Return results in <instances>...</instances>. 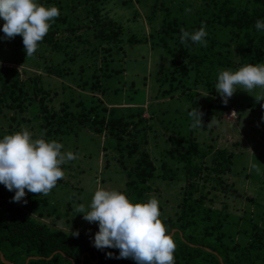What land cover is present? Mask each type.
I'll return each mask as SVG.
<instances>
[{
    "label": "rangeland",
    "instance_id": "rangeland-1",
    "mask_svg": "<svg viewBox=\"0 0 264 264\" xmlns=\"http://www.w3.org/2000/svg\"><path fill=\"white\" fill-rule=\"evenodd\" d=\"M37 2L58 8L59 15L48 29L57 46H53V41L39 42L35 52L25 57L19 35L0 38V65L16 67L22 79L39 75L44 88L52 94L51 105L55 109L63 102L68 110L77 113L82 106L88 108L100 100L108 109L114 107L122 115L136 119V110L143 108L140 116L144 120L129 127L126 142L134 141L137 151L148 152L158 173L164 174L154 179L157 189L149 196L158 200L160 217L172 215L176 207L185 178L183 162L178 158L185 144L178 138L190 135L200 144L225 147L234 154L231 170L222 176L225 188L218 187L212 196L213 206L228 214L230 224L226 228L237 236V227L245 228L251 219L261 221L264 217V175H257L249 163H256L264 171V108L261 101L252 96L264 89L254 88L251 93L237 89L224 104L216 92L198 87L197 108L202 113V125L193 128L187 115L191 103L181 86L169 87L167 82L156 79L158 68L167 73L178 62H186V58L171 57L159 44L157 34L164 26V19L176 15L194 23L206 9L212 8L210 0ZM208 18L205 31H216V23H209L211 17ZM107 20L122 29L119 51L107 50V45L97 36L101 22ZM218 28L216 38L229 42L220 51L238 60L230 29ZM141 37L145 39L137 41ZM224 69L236 70L218 67V71ZM191 80L192 71L184 81L185 86L189 87ZM13 113L10 109H0V137L21 128L30 131L33 139L41 137L33 121L19 125L18 119H12ZM49 139L60 142L61 151L72 152L75 159L61 164L64 176L47 195L25 190L23 200L29 194L33 198H46L54 210L49 206L47 210L50 211L40 218L51 227L69 232L97 229L95 222L84 220L82 214H76L75 208L83 204L87 209L98 186L122 192L126 176L119 164V151L114 148V137L108 129L94 133L85 125H75L65 134L58 133ZM126 162L129 164L132 160ZM163 164L166 172L160 169ZM13 194L14 191L0 184V201L22 204L11 200Z\"/></svg>",
    "mask_w": 264,
    "mask_h": 264
},
{
    "label": "trees",
    "instance_id": "trees-1",
    "mask_svg": "<svg viewBox=\"0 0 264 264\" xmlns=\"http://www.w3.org/2000/svg\"><path fill=\"white\" fill-rule=\"evenodd\" d=\"M210 2L212 8L203 12L205 17L198 16L193 23L174 15L164 19V26L157 34L159 44L171 57H183L186 62H178L167 73L158 68L156 79L167 82L169 87L181 86L191 103L189 111L198 105V87L215 92L218 67L237 69L246 63H264V32L254 28L257 19L264 20V0ZM208 16L211 17L209 23L215 22L217 30L206 32V45L188 40L182 45L180 30L192 32L201 24L205 27ZM218 27L230 29L238 60L220 51L229 42L216 38ZM121 32L118 25L107 20L101 22L97 36L107 45V50L119 51ZM144 39L141 37L137 41ZM52 41L53 36L47 31L40 42ZM53 46H57L54 41ZM190 71L192 84L188 87L184 81ZM52 100L50 90L44 88L39 75L22 79L16 67L0 65V109L13 111L11 117L18 119L17 124L33 121L39 135L45 139L65 134L75 125H85L94 133L108 129L114 137V148L119 151V164L126 176L122 192L136 202L149 198L156 191L154 179L164 174L158 173L148 152L137 151L134 141L126 142L129 127L144 120L140 116L143 108L136 110L137 116L133 119L114 107L108 109L100 100L88 108L82 106L77 113L68 110L63 102L57 109L53 108ZM178 141L185 144V150L178 156L183 162L185 178L173 214L160 217L176 245L174 264H264V217L261 216L260 222L249 220L250 224L243 229L237 227L238 234L233 236L226 228L230 224L227 212L213 206V191L225 188L222 176L231 170L233 152L225 147L200 144L190 135L180 136ZM128 159L132 160L129 164ZM165 166L160 165V169L166 172ZM24 201L20 205L0 201V255L3 257L0 264H135L130 258H117L118 249L95 248L92 237L97 229L73 236L72 232L51 227L40 218L50 211L47 210L49 206L54 210L46 198H33L29 194Z\"/></svg>",
    "mask_w": 264,
    "mask_h": 264
},
{
    "label": "clouds",
    "instance_id": "clouds-1",
    "mask_svg": "<svg viewBox=\"0 0 264 264\" xmlns=\"http://www.w3.org/2000/svg\"><path fill=\"white\" fill-rule=\"evenodd\" d=\"M58 15L56 6H45L37 0H0V20L3 21L0 24L3 36L0 38L11 39L19 35L25 57L31 56ZM254 28L264 32V20L257 19ZM206 35L201 24L192 32L181 29L179 40L182 45L188 40L204 46ZM214 87L224 104L237 89L248 93L254 88L264 89V63H246L236 70H220ZM252 96L261 101L264 108V92ZM187 115L191 119V127L201 128L202 113L197 107ZM62 147L54 139L42 136L33 139L31 132L24 128L0 137V184L6 190L14 191L13 202H26L23 200L25 190L47 195L56 186L64 176L61 164L75 159L72 152H62ZM249 167L257 175H264L256 163L250 162ZM158 204L154 197L133 202L119 190L98 186L87 209L78 204L75 212L82 214L87 222L97 224L92 237L95 248L118 249L117 258H130L135 264H174L176 245L160 219ZM71 234L76 236L78 232Z\"/></svg>",
    "mask_w": 264,
    "mask_h": 264
},
{
    "label": "water",
    "instance_id": "water-1",
    "mask_svg": "<svg viewBox=\"0 0 264 264\" xmlns=\"http://www.w3.org/2000/svg\"><path fill=\"white\" fill-rule=\"evenodd\" d=\"M0 258H1V259L3 258L2 255H0Z\"/></svg>",
    "mask_w": 264,
    "mask_h": 264
}]
</instances>
